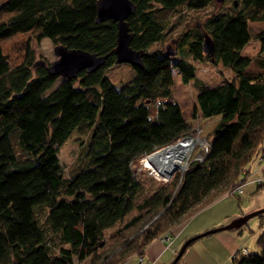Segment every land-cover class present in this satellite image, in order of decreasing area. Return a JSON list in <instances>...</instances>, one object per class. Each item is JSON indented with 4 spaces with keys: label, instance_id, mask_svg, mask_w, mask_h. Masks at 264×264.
Masks as SVG:
<instances>
[{
    "label": "trees",
    "instance_id": "trees-1",
    "mask_svg": "<svg viewBox=\"0 0 264 264\" xmlns=\"http://www.w3.org/2000/svg\"><path fill=\"white\" fill-rule=\"evenodd\" d=\"M97 1L0 5V264H122L216 199L239 195L233 190L256 163L264 179V58L243 52L253 37L250 21H264V0H241L208 16L213 55L203 50L204 32H181L172 40L177 58L161 47L177 25L169 26L170 11H200L216 0H133L131 45L144 50V66L132 65L134 76L119 86L105 71L117 63V23L96 21ZM33 37L109 55L103 66L49 91L59 76L33 66ZM255 38L263 52L264 28ZM206 60L234 76L204 82L195 61ZM175 68L185 84L197 85L193 117H221L206 158L193 161L182 180L174 172L146 193L133 160L197 134L171 88ZM75 129L87 141L77 171L66 175L60 150ZM260 227L259 250L237 252L231 264H264V220Z\"/></svg>",
    "mask_w": 264,
    "mask_h": 264
},
{
    "label": "rangeland",
    "instance_id": "rangeland-1",
    "mask_svg": "<svg viewBox=\"0 0 264 264\" xmlns=\"http://www.w3.org/2000/svg\"><path fill=\"white\" fill-rule=\"evenodd\" d=\"M5 0H0V5ZM233 3L237 6H240L241 0H224V2L215 1L210 6L206 7L200 11H192L187 9L185 6L177 8L175 10L170 11V24H177L173 30L174 36L169 37L165 40L161 47L167 48V45L176 50L174 55L175 58L179 56L176 41L173 42V38L180 35L181 32L186 30L198 28L201 32H205L204 23L209 15L218 12L220 10H229L231 9ZM181 18V19H180ZM178 22V23H176ZM264 28V21H250V30L252 34V38L250 42L247 44L244 53L251 55L252 57L261 56L264 58V51L261 52L259 50V41L255 38V34ZM31 49L33 51V59H45L48 62H52L57 58V55L54 52L55 43L51 41L49 37H45L42 40H37L33 37L30 40ZM159 44H154L152 48H156ZM195 65L197 67V73L199 78L206 83L216 84L224 79L232 78L234 73L228 67H223L222 64H214L210 60L206 61H195ZM252 68L255 70H259L258 64L254 61L252 64ZM107 75L111 78V80L116 85H121L127 80L131 79L134 74V68L130 63L122 62V63H114L111 66L106 68ZM173 77L174 83L171 86L173 93L178 98L184 116L186 120L195 124L196 118L193 117V107L195 105V95L197 91V85L194 82L190 84H185L182 81L181 73L177 68L173 69ZM63 79L62 76H59L54 85L50 88L51 91L54 87H56ZM221 115H216L210 118L199 117L202 127L201 136L207 138L210 142L212 140V130L214 126L219 121ZM87 141V133L78 131L75 129L68 139L63 143L60 156L65 168V174L71 175L73 172H76L78 169V163L83 153L84 144ZM160 149V148H157ZM156 149V150H157ZM145 156V155H144ZM140 156L133 160V169L134 172L137 173L138 180L143 184L144 191L146 193L153 192L159 185L166 183V179L169 177H162L156 174L153 170L143 166V157ZM257 163L253 166L251 173L247 177L246 182L243 184V192L239 195L228 194L224 195L212 203L206 205L196 213H194L189 219L182 220L177 223L173 229L178 228L182 224L186 227V230H191L194 226L202 225L205 223H209L212 220H216L219 218H229L230 222L234 218L241 216L242 214L260 209L264 207V184H262V189L255 192L257 188L256 179H258L259 170L257 169ZM179 169V168H178ZM177 170V168H176ZM175 171V170H174ZM165 178V180H164ZM254 189V191H252ZM238 210V216H233ZM46 209H41L39 211V221L42 225H46ZM242 213V214H241ZM261 220H264V212L250 217L246 223L242 225L245 232V241L244 243L251 251H255L256 247V237H258L259 233L262 231L260 227ZM227 222V223H228ZM226 223V224H227ZM259 249V248H258ZM175 258V257H174ZM172 262V261H171ZM170 262V263H171ZM83 264V262L79 263Z\"/></svg>",
    "mask_w": 264,
    "mask_h": 264
},
{
    "label": "water",
    "instance_id": "water-1",
    "mask_svg": "<svg viewBox=\"0 0 264 264\" xmlns=\"http://www.w3.org/2000/svg\"><path fill=\"white\" fill-rule=\"evenodd\" d=\"M217 1L224 2V0ZM135 10L136 3L133 0H98L96 21L100 22L107 19H113L116 21L118 28L117 45L115 47L117 63L127 62L134 66L143 67L144 50L134 48L131 45L134 31L130 25L129 17L135 12ZM202 46L205 53L211 55L214 54L215 42L207 31L203 33ZM54 52L57 55V58L54 61L47 63L46 60L42 58L35 60L33 66L36 67L45 64L50 74L62 76L65 79L77 77L79 71L82 69H87L89 72L98 69L106 63V59L109 55L108 53L99 54L82 48H70L64 44H56ZM167 54H175V50L170 44L167 45ZM263 212L264 207L242 214L227 224L209 228L189 237L182 244L176 257L170 264H175L178 261L192 241L218 231L240 228L250 217Z\"/></svg>",
    "mask_w": 264,
    "mask_h": 264
},
{
    "label": "crops",
    "instance_id": "crops-1",
    "mask_svg": "<svg viewBox=\"0 0 264 264\" xmlns=\"http://www.w3.org/2000/svg\"><path fill=\"white\" fill-rule=\"evenodd\" d=\"M236 211L232 213L235 214L233 216H238L239 211ZM228 221L229 218L218 217L209 223L194 226L188 231L182 224L172 230V238L169 241L161 240L158 237L145 247L143 254L133 255L122 264H140V258L143 259L144 264H170L182 244L189 237L209 228L226 224ZM244 241L245 232L243 227L208 234L194 240L175 264H231L232 258L238 252L239 247L246 245ZM258 248L256 241L255 251H258ZM249 250L251 251L250 248Z\"/></svg>",
    "mask_w": 264,
    "mask_h": 264
},
{
    "label": "built area",
    "instance_id": "built-area-1",
    "mask_svg": "<svg viewBox=\"0 0 264 264\" xmlns=\"http://www.w3.org/2000/svg\"><path fill=\"white\" fill-rule=\"evenodd\" d=\"M195 122H196L195 124H196L197 134L184 136L183 138H181L180 140L175 142L178 144L179 142L183 141L184 139L189 138L190 143H191L190 149H186L185 147H182V146H174V145H176L175 143L169 144L166 146H162V147H157L160 149L161 148H176V149L178 148L179 150H184L183 155L180 159V165H178L176 167L177 170L175 168V171L172 172V174L166 179V181L167 180L169 181L172 178L174 172H182L181 177H180V179L182 180L183 173L188 169L190 164L195 160H204L206 158L208 152H209L211 142L207 138L201 136V134H200L202 131V127L200 126L201 121H200L199 117L196 118ZM260 168L261 167L257 168L259 170V173L257 176L258 179H256V184H262L263 180H264L263 175L261 174ZM133 171H134V169H133ZM134 174L137 176V173L134 172ZM164 180H165V178H164ZM243 184L238 185L233 191L237 192V193H242L243 192V186H244ZM159 238L161 240H164V241H169L172 238V232L162 234ZM238 251L241 254H247V253H249V248L246 245H242L239 247ZM139 263L144 264V261L142 258H140Z\"/></svg>",
    "mask_w": 264,
    "mask_h": 264
},
{
    "label": "bare ground",
    "instance_id": "bare-ground-1",
    "mask_svg": "<svg viewBox=\"0 0 264 264\" xmlns=\"http://www.w3.org/2000/svg\"><path fill=\"white\" fill-rule=\"evenodd\" d=\"M174 146L191 148L190 139L186 138ZM184 150L178 148H161L146 154L143 157V166L153 170L156 174L167 177L180 165V159Z\"/></svg>",
    "mask_w": 264,
    "mask_h": 264
},
{
    "label": "flooded vegetation",
    "instance_id": "flooded-vegetation-1",
    "mask_svg": "<svg viewBox=\"0 0 264 264\" xmlns=\"http://www.w3.org/2000/svg\"><path fill=\"white\" fill-rule=\"evenodd\" d=\"M47 63H49L48 61H46Z\"/></svg>",
    "mask_w": 264,
    "mask_h": 264
},
{
    "label": "clouds",
    "instance_id": "clouds-1",
    "mask_svg": "<svg viewBox=\"0 0 264 264\" xmlns=\"http://www.w3.org/2000/svg\"><path fill=\"white\" fill-rule=\"evenodd\" d=\"M250 251V250H249ZM239 252V251H238Z\"/></svg>",
    "mask_w": 264,
    "mask_h": 264
}]
</instances>
